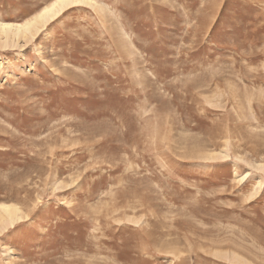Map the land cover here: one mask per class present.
Returning <instances> with one entry per match:
<instances>
[{
  "label": "rangeland",
  "instance_id": "374dc122",
  "mask_svg": "<svg viewBox=\"0 0 264 264\" xmlns=\"http://www.w3.org/2000/svg\"><path fill=\"white\" fill-rule=\"evenodd\" d=\"M89 1L0 36V264H264V0Z\"/></svg>",
  "mask_w": 264,
  "mask_h": 264
},
{
  "label": "bare ground",
  "instance_id": "6f19581e",
  "mask_svg": "<svg viewBox=\"0 0 264 264\" xmlns=\"http://www.w3.org/2000/svg\"><path fill=\"white\" fill-rule=\"evenodd\" d=\"M77 4H90L89 0H54L51 4L44 7L36 16L21 24H11L0 22V36H4V44L9 39L14 40L23 34H31L37 30V26L47 23L56 18L65 8ZM24 36V35H23ZM19 209L13 205L0 204V220L13 224L20 219ZM5 222V223H6Z\"/></svg>",
  "mask_w": 264,
  "mask_h": 264
}]
</instances>
